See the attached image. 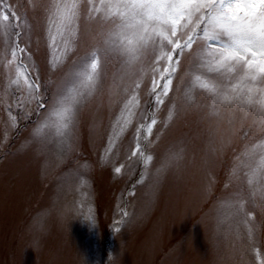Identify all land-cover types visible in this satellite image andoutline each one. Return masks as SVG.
I'll return each mask as SVG.
<instances>
[{"label": "rangeland", "instance_id": "1", "mask_svg": "<svg viewBox=\"0 0 264 264\" xmlns=\"http://www.w3.org/2000/svg\"><path fill=\"white\" fill-rule=\"evenodd\" d=\"M3 2L15 6L25 24L20 38L25 51L9 69L12 41L6 44L0 29V264H236L247 228L219 214L213 203L217 198L226 202L236 191L235 183L225 187L227 173L251 140L240 131L232 135L229 121L237 130H247L251 117L245 120L244 113L227 106L213 111L210 95L194 83L203 70L186 75L179 92L174 80L173 91L157 108L151 69L130 70L114 56L102 60L99 87L81 105L78 143L62 152L54 127H41L40 139L35 138L36 117L29 119L23 106V78L17 87L7 86L6 77L10 72L15 79L19 65L29 77L39 73V82L50 92L62 89L76 73L91 70L98 25L88 20L83 8L65 53L63 37L56 36L54 45L48 38V9L72 0ZM79 2L86 5L87 0ZM95 2L99 6L101 0ZM135 80L140 82L138 90ZM133 94L138 104L129 103ZM173 104L176 112L169 119ZM152 115L157 120L152 134L148 136L145 127L139 137L140 144L147 145L145 155L153 157L146 180L143 158L129 156L137 144L136 130L150 124ZM222 136L227 139L224 163L209 169L204 158H211ZM109 137L114 147L105 157ZM181 150L183 158L160 177L152 192L161 158ZM120 165L124 167L117 173ZM241 169L243 177L247 170L243 165ZM209 179L213 195L205 201L202 192ZM89 208L95 225L85 219ZM256 214V251L242 257L245 264L264 259V228L259 227L264 216L259 209Z\"/></svg>", "mask_w": 264, "mask_h": 264}, {"label": "snow or ice", "instance_id": "2", "mask_svg": "<svg viewBox=\"0 0 264 264\" xmlns=\"http://www.w3.org/2000/svg\"><path fill=\"white\" fill-rule=\"evenodd\" d=\"M86 8L87 18L99 28L98 43L91 51L90 71H80L62 89L50 92L39 82V73L29 77L19 71L15 79L7 74L8 85L27 88L24 102L25 115L36 117L34 136L40 139L41 127H54L62 152H70L78 143L77 123L80 108L99 87L102 60L119 57L130 70L151 69V95L155 97L157 108L162 105L169 92L173 91V81H177L176 92L184 84L185 76L193 70L203 74L196 75L194 83L204 89L212 98L213 111L227 106L244 113L245 120L251 117L247 130L242 126L237 130L232 121L231 133L243 132L245 139L251 137L249 146L235 158L229 169L225 187L235 183L236 191L226 201L221 198L213 203L219 214L243 224L247 237L241 239V259L236 264H245L243 256L256 251L254 231L257 228L256 209L264 216V0H87L86 5L79 0L57 2L48 9V38L54 45L56 36L64 38L65 53L69 39L76 34L81 10ZM18 9L10 2L0 0V29L5 43L12 41L11 59L7 60L9 69L18 59L21 33L25 24L21 23ZM95 14V16L93 15ZM55 29V35L53 34ZM27 47V45L25 46ZM29 52V56H31ZM162 63V67L160 66ZM160 81H163L161 85ZM135 88L140 86L135 80ZM18 107L20 101L18 99ZM131 103H139L133 94ZM35 105L32 108V105ZM129 105H125L128 108ZM9 110L11 105H8ZM176 112V106L169 111V119ZM15 123L16 117H13ZM130 121L125 119L127 125ZM155 115L150 124H140L136 130L137 144L129 159L138 154L143 158L144 179H149L151 155H145L147 145L142 146L139 137L143 129L152 134L156 125ZM148 143H151L149 141ZM227 139L223 136L211 150V158L206 156L203 163L211 169L222 165L221 157ZM113 138L109 137L104 156L109 157L113 149ZM181 151H169L161 158L159 167L152 176L151 190L155 192L160 177L182 159ZM241 165L247 171L240 175ZM124 165L115 168L120 173ZM211 179L205 184L203 199L208 201L213 195ZM251 205V208L249 207ZM127 215V213H125ZM85 219L97 224L92 209ZM259 227L264 228V223ZM117 232L120 228L115 229ZM257 255L259 253L257 252ZM259 264H264L260 259Z\"/></svg>", "mask_w": 264, "mask_h": 264}]
</instances>
